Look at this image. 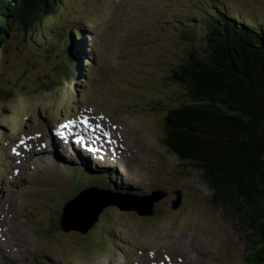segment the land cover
Segmentation results:
<instances>
[{"label":"rangeland","instance_id":"rangeland-1","mask_svg":"<svg viewBox=\"0 0 264 264\" xmlns=\"http://www.w3.org/2000/svg\"><path fill=\"white\" fill-rule=\"evenodd\" d=\"M61 1L57 17L45 22L48 28H44V32L48 41L52 36L51 28H62L67 23L70 27L76 25L81 31L91 32L114 24L123 32L119 30V35L115 36L117 45L111 48L103 49L101 38L96 40V46H101L98 63L89 78L79 82L77 91L67 78L53 84L51 91L43 90L45 81L47 83L55 75L59 76L60 66L65 62L64 51L45 58L40 52L44 45L37 46L31 32L18 25L6 44L1 46L6 64L0 73V86L10 89L14 97L0 101V114H13L11 121L4 116L2 122L0 120V139L8 138L0 145V195H5L0 228L6 225L5 229L10 231L9 238L13 232L22 236L28 249L11 251L9 247L1 246L0 264H40L42 259H47L49 264H59L64 257L85 258L92 264H124L125 261L128 264L129 255L133 259L132 253L146 245H160L169 251H178L180 246L182 249V245H186L190 252L189 242L197 251L191 252L193 264H244L242 234L245 227L239 225L238 219H232L226 210L213 204L210 192L200 182L198 174H193L189 167L180 163L158 140L165 137L162 119L165 112L186 99L184 88L171 81V71L185 61L192 49L199 50L200 40L196 38L204 30L198 25L203 21L206 29L208 11L214 12L209 8L236 13L239 18L242 15L246 24L259 29L264 28V0H126L121 5L115 3L117 0ZM105 13L111 20L104 19ZM85 16L94 20V24H85ZM200 16L202 21L198 19ZM183 23H193L199 29L195 26L185 28ZM183 28L186 36L199 40L197 44L184 41L181 36ZM106 31L109 37L111 31L108 28ZM71 69L72 66L67 64L65 76H72ZM139 88L144 89V93ZM137 91L131 96L132 100L123 98ZM131 97L127 96L128 99ZM83 105L93 108L94 114L115 111L116 120L109 119L108 126L120 129L126 140L125 148L141 158L136 174H129L124 165L120 166L127 177L124 186L131 187L127 192L137 191L140 196H151L155 190L167 191V195L154 204L152 216H139L135 212L109 206L86 235L78 231L64 232L60 228L58 218L66 202L91 186H106L96 180L100 176L90 179L85 175L83 179L78 177L77 187L72 191L75 174L70 171V164L59 160L58 153H54L53 159L59 165L52 158L41 155V152L49 150L46 142L32 149L30 146L27 151H18L15 147L19 146L16 142L22 133H30L27 137L33 136L34 140L42 131H47L46 122L37 124L45 113L49 121L56 122L75 114ZM129 105H132V110L137 108L142 113L135 111L131 114ZM147 111L149 115L143 114ZM93 117L96 118L95 115ZM83 120L89 122V117ZM123 125L142 140L129 143ZM16 126L20 131L15 130ZM5 128L12 129L14 134L11 136L10 130L5 133ZM96 129L93 128L94 131ZM23 138L26 136L20 139ZM135 144L143 148L141 156L139 152L132 151ZM123 149L113 154L120 163L127 162L129 157ZM135 176L142 179L138 181ZM122 184L123 180L118 183ZM178 190L182 192V203L178 209H173ZM122 191L126 190L118 193ZM38 225L42 233L37 232ZM94 242H100L104 250H94ZM183 254L185 260H189L190 256Z\"/></svg>","mask_w":264,"mask_h":264},{"label":"trees","instance_id":"trees-1","mask_svg":"<svg viewBox=\"0 0 264 264\" xmlns=\"http://www.w3.org/2000/svg\"><path fill=\"white\" fill-rule=\"evenodd\" d=\"M61 3L0 0V73L6 64L1 46L18 25L31 32L37 46L44 45L40 52L45 58L62 49L65 53L59 76L45 81L43 89L51 91L67 77V64L78 66L70 70L72 80L78 78L81 60L65 46L66 35L48 41L44 32ZM220 13L208 17L196 38L199 50L192 49L171 71L170 79L184 88L186 99L163 118L164 146L198 174L211 202L245 227L244 264H264V28ZM10 91L0 86V101L12 99Z\"/></svg>","mask_w":264,"mask_h":264},{"label":"water","instance_id":"water-1","mask_svg":"<svg viewBox=\"0 0 264 264\" xmlns=\"http://www.w3.org/2000/svg\"><path fill=\"white\" fill-rule=\"evenodd\" d=\"M165 195V193H157L152 199L147 200L148 198L142 199L130 194L91 187L65 204L60 224L66 232L75 230L86 234L98 221L99 214L109 206H115L122 211H136L141 216L151 215L154 203ZM177 196L174 208L181 204V193L178 192Z\"/></svg>","mask_w":264,"mask_h":264},{"label":"bare ground","instance_id":"bare-ground-1","mask_svg":"<svg viewBox=\"0 0 264 264\" xmlns=\"http://www.w3.org/2000/svg\"><path fill=\"white\" fill-rule=\"evenodd\" d=\"M81 126V124H80ZM79 130V129H77ZM100 134L103 136V132H100L98 129H96L95 131H92V135H93V141H96L98 143V139H101L99 136ZM102 140V139H101ZM102 144V143H101ZM144 160V159H143ZM62 191V190H61ZM63 195H65V193L63 192ZM2 225V224H1ZM6 225L3 224L0 228L1 233H0V249L1 246L2 248L5 247H9L11 251H13V249L15 250V248L22 250L23 248L28 249V246H23L20 243L24 242L23 237L19 236V235H14V232L11 234L12 236H10L9 238V232L7 231V229H5ZM25 244V243H24ZM6 250V249H5ZM184 253V252H183ZM190 259V258H189Z\"/></svg>","mask_w":264,"mask_h":264},{"label":"snow or ice","instance_id":"snow-or-ice-1","mask_svg":"<svg viewBox=\"0 0 264 264\" xmlns=\"http://www.w3.org/2000/svg\"><path fill=\"white\" fill-rule=\"evenodd\" d=\"M84 123L87 124L88 123L87 120H85Z\"/></svg>","mask_w":264,"mask_h":264}]
</instances>
